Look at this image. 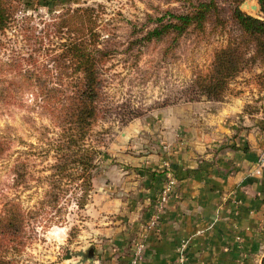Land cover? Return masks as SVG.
Segmentation results:
<instances>
[{"label": "rangeland", "instance_id": "374dc122", "mask_svg": "<svg viewBox=\"0 0 264 264\" xmlns=\"http://www.w3.org/2000/svg\"><path fill=\"white\" fill-rule=\"evenodd\" d=\"M204 1L209 0H25L16 23L2 37L0 58L29 57L45 48L48 53L40 55V62L45 63L52 57V51L58 54L63 44L74 37L67 34V29L61 33L56 30L60 17L67 12L73 14L79 8L94 10L92 20L101 35V47L112 52L103 66L104 120L95 128L93 136L102 155L96 161L94 189L83 208L76 205L69 191L56 209H42L40 202L48 188L37 181L27 188H14L11 169L21 152L32 149L36 155L33 158L37 165L36 176L50 174V171L40 172L53 164L54 159L52 154L45 157L46 147L38 138L41 129L50 128L52 123L50 118L41 115L32 96L27 97L24 107L0 114V135L8 133L15 140L11 156L0 161V211L8 201L15 199L24 209L39 214L31 228L35 235L33 233L17 257L19 264L77 262V254L89 245L77 249L86 244L91 218L87 207L94 198V181L108 170L104 163L109 158L108 150L131 123L150 119L165 107L204 103L216 108L235 97L245 101L242 116L264 119V62L256 55L254 45L243 50L241 47L249 61L228 81L221 93L222 101L209 100L200 90L202 79L214 72L216 54L232 43L240 47L238 42L243 34L233 19V10L239 7L246 14L260 17L257 0H246L242 4L240 0H216L218 10L211 15L203 33L191 28L182 35L170 33L160 39L144 41L167 13L188 14L194 4ZM73 22L81 27L83 20L75 18ZM252 91L256 94H246ZM69 188L63 186L64 190ZM43 217L56 219L51 223L45 222Z\"/></svg>", "mask_w": 264, "mask_h": 264}, {"label": "crops", "instance_id": "0c3cea01", "mask_svg": "<svg viewBox=\"0 0 264 264\" xmlns=\"http://www.w3.org/2000/svg\"><path fill=\"white\" fill-rule=\"evenodd\" d=\"M244 106L239 97L216 108L173 105L127 126L94 181L90 228L77 249L93 245L96 262L128 264L143 239L147 264H262L264 119L242 116ZM170 177L174 192L151 228Z\"/></svg>", "mask_w": 264, "mask_h": 264}, {"label": "trees", "instance_id": "16d2710c", "mask_svg": "<svg viewBox=\"0 0 264 264\" xmlns=\"http://www.w3.org/2000/svg\"><path fill=\"white\" fill-rule=\"evenodd\" d=\"M245 1L240 0L239 3ZM257 1L260 17L246 14L239 7L233 10V19L243 34L238 42L240 47L232 43L216 54L213 74L202 79L200 84V90L209 100L222 101L221 93L228 81L244 69L249 61L242 52L244 48L254 45L256 55L264 62V0ZM24 2L0 0V53L2 37L16 23ZM192 8L188 14L167 13L166 18L160 19L159 25L144 37V41L160 39L170 33L182 35L191 28L203 33L211 15L218 10L216 0L200 2ZM93 14V9L79 8L73 14L67 12L60 17L56 30L61 33L67 29V34L74 37L63 44L58 54L52 51V57L45 63L40 62V55L48 53L45 48L39 49L38 55L0 58V114L24 107L27 97L32 96L41 115L50 118L52 123L50 128L41 129L38 138L46 147L45 157L53 155L54 163L40 171H50V174L36 176L37 165L33 160L36 155L32 149L21 152L11 169L16 189L27 188L34 181L47 186L48 190L40 202L42 209H56L69 191L75 197L76 205L83 208L94 189V170L102 150L95 145L93 136L95 128L104 120L103 66L112 50L101 47V35L96 31ZM75 18L83 20L81 27L73 22ZM164 19L168 21L164 22ZM9 135H0V161L13 153L15 140ZM63 186H69L71 190H64ZM38 215L24 209L15 199L4 205L0 211V264H19L17 257L21 248L36 233L31 228ZM43 219L52 223L56 218Z\"/></svg>", "mask_w": 264, "mask_h": 264}, {"label": "built area", "instance_id": "2783aa9c", "mask_svg": "<svg viewBox=\"0 0 264 264\" xmlns=\"http://www.w3.org/2000/svg\"><path fill=\"white\" fill-rule=\"evenodd\" d=\"M261 162L264 163V152L262 153V156H261ZM258 173L260 174V171H258ZM175 185H176L175 179L173 177H170L165 187L161 191L158 201L155 204L156 213L151 219L150 224H149L151 228H157V226L161 222L162 215L167 209V205L174 192ZM146 248H147V244L143 239L137 241L133 246L131 259L128 264H147ZM186 248H187V243H183L181 247L179 248L181 262L185 261V249ZM93 264H101V263L95 261Z\"/></svg>", "mask_w": 264, "mask_h": 264}, {"label": "water", "instance_id": "95a60500", "mask_svg": "<svg viewBox=\"0 0 264 264\" xmlns=\"http://www.w3.org/2000/svg\"><path fill=\"white\" fill-rule=\"evenodd\" d=\"M77 256V262H74V264H93L96 260L95 247L93 245H90L83 252L77 254Z\"/></svg>", "mask_w": 264, "mask_h": 264}]
</instances>
